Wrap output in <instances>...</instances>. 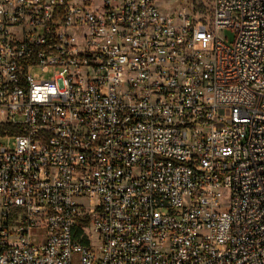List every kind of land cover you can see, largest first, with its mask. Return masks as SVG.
<instances>
[{
  "label": "built area",
  "instance_id": "obj_1",
  "mask_svg": "<svg viewBox=\"0 0 264 264\" xmlns=\"http://www.w3.org/2000/svg\"><path fill=\"white\" fill-rule=\"evenodd\" d=\"M158 1L0 0V264H264V0Z\"/></svg>",
  "mask_w": 264,
  "mask_h": 264
},
{
  "label": "rangeland",
  "instance_id": "obj_2",
  "mask_svg": "<svg viewBox=\"0 0 264 264\" xmlns=\"http://www.w3.org/2000/svg\"><path fill=\"white\" fill-rule=\"evenodd\" d=\"M214 0H159L160 10L165 14L182 13L195 17L196 19H207L211 16ZM234 30H225L221 33L228 45H232L235 41ZM18 121H22V117H17ZM0 144L4 147L11 148L12 143L6 139H0ZM86 199L80 200V204L88 207Z\"/></svg>",
  "mask_w": 264,
  "mask_h": 264
}]
</instances>
